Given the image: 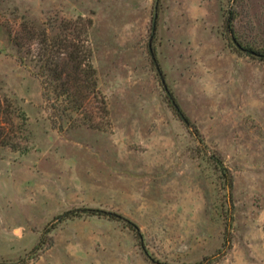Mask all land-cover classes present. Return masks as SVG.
<instances>
[{"label": "rangeland", "instance_id": "rangeland-1", "mask_svg": "<svg viewBox=\"0 0 264 264\" xmlns=\"http://www.w3.org/2000/svg\"><path fill=\"white\" fill-rule=\"evenodd\" d=\"M154 1L0 0V264H264V0H159L167 89ZM83 31L104 100L66 113L37 41Z\"/></svg>", "mask_w": 264, "mask_h": 264}, {"label": "trees", "instance_id": "trees-1", "mask_svg": "<svg viewBox=\"0 0 264 264\" xmlns=\"http://www.w3.org/2000/svg\"><path fill=\"white\" fill-rule=\"evenodd\" d=\"M87 22L89 27L91 21L89 22V20H82L80 18L79 21L76 20L69 22V26L66 25L65 27L67 29H75L81 32V30H83V24L86 26ZM229 22L230 18L228 19V23ZM79 23L82 25L78 26ZM32 37L34 38V36ZM16 39L17 43H21L18 42V38ZM37 44L39 45L38 56L40 69H43L51 81H53L56 97L65 103L63 105L64 112L84 111L83 109L91 97L97 101L104 100L103 94L98 86L97 70L92 62V51L89 46L88 38L85 35V31L80 35L76 34L73 38L66 35H56L53 37H47V35H44L39 41H37ZM8 106L9 104L0 97V116L2 113L4 114L7 112ZM55 107L56 105L51 107V109H53L52 112ZM83 116H85L84 113ZM9 122L12 123L11 118L6 121L0 118V146L9 145L12 148H18L17 142L13 141V129L6 127V123ZM84 211L97 215H106L110 218L119 220L122 218V216L116 212L103 209L85 208ZM73 213V211L67 212L68 215ZM128 223L131 228L137 231L139 237H142L137 224L130 220H128ZM229 226L230 222H228L226 228L224 247L230 245ZM224 254L225 250H220L216 254H213V256L208 257L205 262H210L212 259L218 258L220 255Z\"/></svg>", "mask_w": 264, "mask_h": 264}, {"label": "water", "instance_id": "water-1", "mask_svg": "<svg viewBox=\"0 0 264 264\" xmlns=\"http://www.w3.org/2000/svg\"><path fill=\"white\" fill-rule=\"evenodd\" d=\"M158 7H159V0H155L154 1V6H153L152 34H151V36L149 38L148 48H149L152 60L154 61V64H155L156 69L158 71V74H159V77L161 79V82H162L163 86L165 87V89H167V84H166L165 78L163 77L161 69H160V67H159V65H158V63L156 61V56H155V53H154V50H153V46H152V37H153V33L156 30V21H157V17H158ZM252 53H254V52H252ZM170 98H171L172 103L175 105V107L178 108L176 103H175V100L172 98V96H170Z\"/></svg>", "mask_w": 264, "mask_h": 264}]
</instances>
